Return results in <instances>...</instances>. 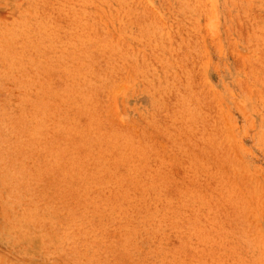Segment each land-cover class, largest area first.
<instances>
[{
  "label": "rangeland",
  "instance_id": "rangeland-1",
  "mask_svg": "<svg viewBox=\"0 0 264 264\" xmlns=\"http://www.w3.org/2000/svg\"><path fill=\"white\" fill-rule=\"evenodd\" d=\"M0 264H264V0H0Z\"/></svg>",
  "mask_w": 264,
  "mask_h": 264
}]
</instances>
